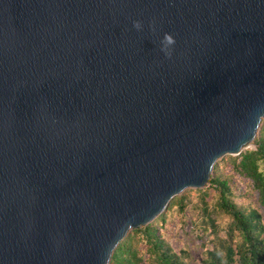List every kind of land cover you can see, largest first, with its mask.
<instances>
[{"label": "water", "instance_id": "95a60500", "mask_svg": "<svg viewBox=\"0 0 264 264\" xmlns=\"http://www.w3.org/2000/svg\"><path fill=\"white\" fill-rule=\"evenodd\" d=\"M263 118L264 0H0V264H109Z\"/></svg>", "mask_w": 264, "mask_h": 264}, {"label": "trees", "instance_id": "16d2710c", "mask_svg": "<svg viewBox=\"0 0 264 264\" xmlns=\"http://www.w3.org/2000/svg\"><path fill=\"white\" fill-rule=\"evenodd\" d=\"M252 145L130 230L109 264H264V118Z\"/></svg>", "mask_w": 264, "mask_h": 264}, {"label": "clouds", "instance_id": "9594fccd", "mask_svg": "<svg viewBox=\"0 0 264 264\" xmlns=\"http://www.w3.org/2000/svg\"><path fill=\"white\" fill-rule=\"evenodd\" d=\"M133 27H135L137 30H141L143 28V23L140 20H135L133 21ZM150 27H153V30H155L154 22L153 24H150ZM174 43H175V38L173 37V35H171L170 33H165L161 41L162 51H164L166 55L170 56L171 51L169 46L173 45Z\"/></svg>", "mask_w": 264, "mask_h": 264}, {"label": "rangeland", "instance_id": "374dc122", "mask_svg": "<svg viewBox=\"0 0 264 264\" xmlns=\"http://www.w3.org/2000/svg\"><path fill=\"white\" fill-rule=\"evenodd\" d=\"M253 147V145L251 144L249 147H247V148H252ZM190 189V188H189Z\"/></svg>", "mask_w": 264, "mask_h": 264}]
</instances>
